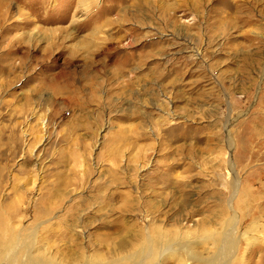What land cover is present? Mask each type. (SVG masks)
Segmentation results:
<instances>
[{
	"label": "rangeland",
	"instance_id": "obj_1",
	"mask_svg": "<svg viewBox=\"0 0 264 264\" xmlns=\"http://www.w3.org/2000/svg\"><path fill=\"white\" fill-rule=\"evenodd\" d=\"M0 264H264V0H0Z\"/></svg>",
	"mask_w": 264,
	"mask_h": 264
}]
</instances>
